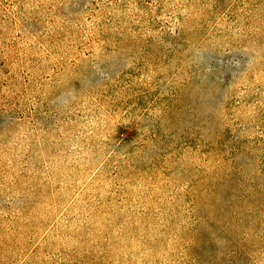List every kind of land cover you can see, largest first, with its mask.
Instances as JSON below:
<instances>
[{"label":"rangeland","instance_id":"1","mask_svg":"<svg viewBox=\"0 0 264 264\" xmlns=\"http://www.w3.org/2000/svg\"><path fill=\"white\" fill-rule=\"evenodd\" d=\"M0 264H264V0H0Z\"/></svg>","mask_w":264,"mask_h":264}]
</instances>
